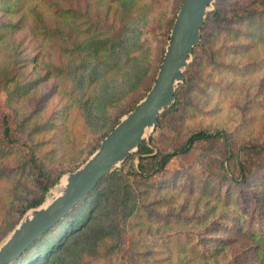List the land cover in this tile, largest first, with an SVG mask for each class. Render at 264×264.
<instances>
[{
    "label": "rangeland",
    "instance_id": "rangeland-1",
    "mask_svg": "<svg viewBox=\"0 0 264 264\" xmlns=\"http://www.w3.org/2000/svg\"><path fill=\"white\" fill-rule=\"evenodd\" d=\"M180 2L0 0V243L38 191L31 157L58 175L46 203L145 94ZM215 3L175 109L142 139L152 151L117 163L31 248V264H264L252 235L264 232V0H214L208 12ZM198 129L224 130L227 150L199 139L157 168L150 154ZM240 162L244 183L231 179Z\"/></svg>",
    "mask_w": 264,
    "mask_h": 264
},
{
    "label": "water",
    "instance_id": "water-1",
    "mask_svg": "<svg viewBox=\"0 0 264 264\" xmlns=\"http://www.w3.org/2000/svg\"><path fill=\"white\" fill-rule=\"evenodd\" d=\"M214 0H181L169 29L162 59L145 94L101 138L76 168L66 172L62 190L31 207L0 243V264H10L49 227L62 219L113 167L136 149L174 100L177 84Z\"/></svg>",
    "mask_w": 264,
    "mask_h": 264
},
{
    "label": "trees",
    "instance_id": "trees-1",
    "mask_svg": "<svg viewBox=\"0 0 264 264\" xmlns=\"http://www.w3.org/2000/svg\"><path fill=\"white\" fill-rule=\"evenodd\" d=\"M220 14H219V9L217 4L215 3V7L209 11L206 15V18L203 22V24H205L206 22H208L209 20H217L220 18ZM202 35L201 30L199 31V37ZM194 50V47L192 48V51ZM149 88V87H148ZM176 91L174 92V100L172 102L171 105H169L168 107H165L163 109V113L166 111H171L174 110L176 107ZM161 120V115L159 114L157 117V124L160 122ZM117 121H115L113 123V125L116 123ZM113 125L111 126V128L113 127ZM110 128V129H111ZM109 129V130H110ZM108 130V131H109ZM107 131V132H108ZM106 132V133H107ZM2 133L3 136L5 138H9V140L11 139L10 137V132H9V126L7 124V121L5 119L2 120ZM105 133V134H106ZM104 134V135H105ZM215 136H219L222 140H223V144L225 147V150H227V146H228V135L226 134V132L224 130H214V131H207L205 129H198L196 131H193L191 133L188 134V136L184 139V141L177 147H174L170 150H166V151H162L157 149L154 153L150 154L149 156L152 157L154 159V161L157 163V168H162L164 167L165 163L174 155L178 154V153H182L187 151L191 145L199 140V139H205L208 137H215ZM152 149L150 147H148V145L144 142V140H142L138 147L135 149V153L139 156V159L144 158L145 156H148L147 153L151 152ZM129 159L125 158L122 160V163H125L124 161H127ZM31 165L33 167V172H34V180H35V184H36V188H37V192L31 194L29 197H27L25 199L24 204L19 208V215H21L26 209L31 208V207H35L37 205H39L42 201H43V197L45 192L47 191V189L56 181V179L58 178V175L55 176H51L50 173L44 168L42 167L39 163L36 162V160L34 159V156L31 157ZM120 169V168H119ZM142 171V170H141ZM251 173V169L248 168V166L242 162L239 163L238 165V173L236 174L237 177H231V179L234 181H239L241 183L247 182L250 178V174ZM110 174H112V171H109L106 175H104L101 179L109 176ZM239 178V179H238ZM100 179V180H101ZM99 180V181H100ZM98 181V182H99ZM97 182V183H98ZM97 185V184H96ZM95 185V186H96ZM94 186V187H95ZM93 187V188H94ZM92 188V189H93ZM91 189V190H92ZM91 190L89 192H91ZM88 192V193H89ZM87 193V194H88ZM86 194V195H87ZM85 198V197H84ZM83 198V199H84ZM82 199V200H83ZM81 200V201H82ZM80 201V202H81ZM79 202V203H80ZM78 204V203H77ZM76 204V205H77ZM75 205V206H76ZM69 213V212H68ZM67 213V214H68ZM66 214V215H67ZM65 215V216H66ZM64 216V217H65ZM63 217V218H64ZM62 218V219H63ZM61 219L59 221H57L56 223H54L51 227H49L40 237H38L27 249L26 251H24V253L22 255H20L18 258H16L12 263L10 264H31L32 260L34 259V257H29V254L31 252V248L34 247V245L42 238V236L47 233L50 229H52L58 222H60ZM264 231V230H263ZM252 235H254L258 240H264V232H252ZM262 235V238H259V236Z\"/></svg>",
    "mask_w": 264,
    "mask_h": 264
},
{
    "label": "bare ground",
    "instance_id": "bare-ground-1",
    "mask_svg": "<svg viewBox=\"0 0 264 264\" xmlns=\"http://www.w3.org/2000/svg\"><path fill=\"white\" fill-rule=\"evenodd\" d=\"M63 182H64V177H63V180H62V182H61V183H63ZM47 201H49V199H48ZM47 201H46V202H47ZM43 204H44V202H43Z\"/></svg>",
    "mask_w": 264,
    "mask_h": 264
}]
</instances>
